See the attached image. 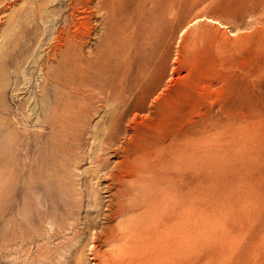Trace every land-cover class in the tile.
Listing matches in <instances>:
<instances>
[{"label":"rangeland","instance_id":"rangeland-1","mask_svg":"<svg viewBox=\"0 0 264 264\" xmlns=\"http://www.w3.org/2000/svg\"><path fill=\"white\" fill-rule=\"evenodd\" d=\"M68 1L0 0V264H93L92 241L104 222L105 208L93 203L95 195L106 203L108 193L93 177L90 155L98 142L87 130L104 122L108 107L51 81L83 75L81 61L94 57L104 24L97 0H84L86 7L78 0L79 21L95 11L89 23L84 19L86 27L94 25L90 36L82 46L71 44L81 47L76 57L50 55L58 30L72 18ZM137 5L140 0H129L122 13L132 31L136 21L140 30L145 23L133 10ZM172 6L168 70L176 78L160 94L167 116L150 125L172 124L179 132L185 114L189 132L202 133L201 168L191 163L188 169L189 185L203 191L196 201L202 223L189 248L203 264H264V0H172ZM130 41L123 52L115 43L109 50L121 72L137 71L144 59ZM56 94L87 116L84 126L58 128Z\"/></svg>","mask_w":264,"mask_h":264},{"label":"bare ground","instance_id":"bare-ground-1","mask_svg":"<svg viewBox=\"0 0 264 264\" xmlns=\"http://www.w3.org/2000/svg\"><path fill=\"white\" fill-rule=\"evenodd\" d=\"M141 1L133 10L145 23L140 30L136 21L139 27L136 25L133 31L131 29L135 26L130 29L129 25L124 24L122 15L129 0H97L96 5L92 1L104 24V35L94 57L89 60L84 57L81 61L84 65L83 75L78 79L71 74L55 76L51 80L54 84L70 90L75 98L80 95L89 104L92 101L99 103L97 105L100 109L108 107L104 111V122L87 130L91 139L94 137L93 140L98 142L96 146L94 144L90 155V163L95 167L92 171L93 177L100 181L101 186L105 182V190L108 193L106 203H101L96 195L93 203L96 208H105V211L102 210L101 214L104 216L103 224L99 222L101 230L99 233L96 231L95 240L90 244L92 263L203 264L200 262V256L189 248L190 234L202 223L196 201L200 202L203 191L201 185L197 188L189 185L188 173L191 163L195 164L197 169L201 168L204 145L202 133L197 131L192 135L189 132L185 114L182 112H179L183 115L181 130L177 128L179 132H175L172 124L165 129H155L150 125V121L156 116L165 114V110L162 111L165 108L163 103L161 104L163 99L160 100V94L167 91L170 83L176 78L174 71L168 70L171 64L170 45L174 37V28L169 23L173 14L172 0H143L145 7ZM70 3L71 12L66 11H69L68 14L72 18H65L69 21L66 29L58 30L55 44L49 53L52 56H78L81 47L74 49L71 44L77 42L82 46L84 39L90 36L94 28V25L89 27L92 24L86 27L91 16L96 15L93 13L94 9L89 12V16L81 17L83 20L79 21L78 14L76 15L79 7L76 6L80 4L78 0H71ZM81 3L86 7L87 2L82 0ZM148 5H151V9ZM45 11L47 10L40 12L44 14ZM39 15L43 16L41 13ZM92 21L94 24L93 19ZM85 29L86 32L83 31ZM131 39L137 43V51L144 55V59L138 62L140 68L137 71L121 72V62H115L113 65V55L109 50L115 43V47L119 48L117 51L123 52L128 49ZM70 46L73 48L72 53L68 49ZM73 59L71 57L69 65L74 64ZM64 65L67 66L66 63ZM77 82L79 88H76ZM54 101L59 129H62L60 126L65 123L64 130L70 131L77 122L82 124L87 120V116H80L75 112L74 104L65 103L63 98L59 100L58 94ZM93 106L96 108V105ZM85 109L84 107L83 110ZM168 116L170 118L171 111ZM101 240L107 247L105 250L102 249Z\"/></svg>","mask_w":264,"mask_h":264}]
</instances>
